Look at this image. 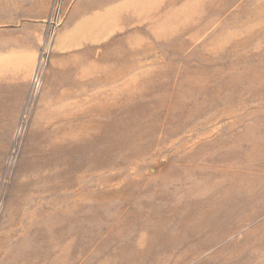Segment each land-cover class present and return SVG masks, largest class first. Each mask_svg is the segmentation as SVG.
I'll return each instance as SVG.
<instances>
[{
    "label": "rangeland",
    "instance_id": "obj_1",
    "mask_svg": "<svg viewBox=\"0 0 264 264\" xmlns=\"http://www.w3.org/2000/svg\"><path fill=\"white\" fill-rule=\"evenodd\" d=\"M13 78L0 264H264V0H0Z\"/></svg>",
    "mask_w": 264,
    "mask_h": 264
},
{
    "label": "crops",
    "instance_id": "obj_2",
    "mask_svg": "<svg viewBox=\"0 0 264 264\" xmlns=\"http://www.w3.org/2000/svg\"><path fill=\"white\" fill-rule=\"evenodd\" d=\"M32 66L33 58L30 59V62H27L26 71H29ZM23 84L24 80L13 78L8 83V85L12 87L11 89L0 90V104L2 105V109L4 111L9 109L14 112V115H11L9 121L3 123V125L16 126L18 124L19 111L23 108L24 104L26 103L28 95V91L23 88Z\"/></svg>",
    "mask_w": 264,
    "mask_h": 264
},
{
    "label": "built area",
    "instance_id": "obj_3",
    "mask_svg": "<svg viewBox=\"0 0 264 264\" xmlns=\"http://www.w3.org/2000/svg\"><path fill=\"white\" fill-rule=\"evenodd\" d=\"M32 84L33 85H32V89L31 90H32V93H34L37 90H39V88L41 86L39 71L35 72Z\"/></svg>",
    "mask_w": 264,
    "mask_h": 264
}]
</instances>
